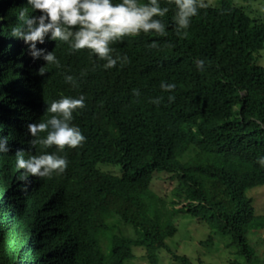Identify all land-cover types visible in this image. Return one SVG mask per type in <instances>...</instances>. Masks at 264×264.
<instances>
[{"label": "trees", "instance_id": "trees-1", "mask_svg": "<svg viewBox=\"0 0 264 264\" xmlns=\"http://www.w3.org/2000/svg\"><path fill=\"white\" fill-rule=\"evenodd\" d=\"M200 3L178 34L172 7L161 0L169 8L159 17L165 34L141 32L114 43L113 55L127 63L110 69L49 33L36 47L53 51L60 66L47 65L39 75L47 62L10 34L22 23V9L39 13L27 0H0V136H7L9 149L0 153V264H126L132 247L154 261L157 250L170 251L166 240L177 232V211L231 237L242 260L229 264L261 263L247 231L257 221L262 228L264 216L254 215L247 191L264 185V66L255 56L264 47V23L230 0L218 7ZM161 83L175 87L165 91ZM81 94L85 106L71 123L85 140L61 152L33 146L27 125L50 118L52 100ZM18 150L25 158L64 156L67 167L24 179L15 166ZM102 164L120 170L107 172ZM156 172L174 181L170 198L150 188ZM181 202L186 206L177 208ZM103 240L110 242L108 256Z\"/></svg>", "mask_w": 264, "mask_h": 264}, {"label": "clouds", "instance_id": "clouds-1", "mask_svg": "<svg viewBox=\"0 0 264 264\" xmlns=\"http://www.w3.org/2000/svg\"><path fill=\"white\" fill-rule=\"evenodd\" d=\"M167 4L172 7L171 19L178 34L180 30L189 27L191 18L203 6L200 0H167ZM27 6L33 13L39 14L28 16L22 9L18 17L22 23L12 26L10 34L12 38L28 45L34 59L42 56L47 62L38 69L39 75H43L47 65L60 66L53 51L45 54L44 49L36 47L37 42H45L49 33L50 40L63 42L73 51L89 50V55L104 62V69H110L118 62L127 63L126 56L113 55L111 45L141 32L163 36L166 25L159 17L169 11L168 7L161 6V0H27ZM152 46H155V42ZM203 64L204 61L200 60L197 67L201 68ZM64 80L75 86L76 82L71 75H65ZM160 87L170 91L175 85L161 83ZM133 94L139 95V92L133 90ZM84 102L85 97L81 94L77 97L61 96L48 103L46 111L53 115L46 121L27 125L28 133L34 138L31 144H39L45 149L56 146L57 152L63 151L65 146L69 149L79 146L85 137L71 121L73 113L85 106ZM41 132H46V135L40 137L38 134ZM7 143V136H0V153L9 151ZM259 159L264 164V156ZM15 166L18 170H23L24 179L29 176L48 177L53 173H62L67 167V160L64 156L48 152L25 158V152L18 150L15 154Z\"/></svg>", "mask_w": 264, "mask_h": 264}, {"label": "rangeland", "instance_id": "rangeland-1", "mask_svg": "<svg viewBox=\"0 0 264 264\" xmlns=\"http://www.w3.org/2000/svg\"><path fill=\"white\" fill-rule=\"evenodd\" d=\"M212 7H218L221 0H201ZM235 6L242 7L244 12L252 19L260 20L264 23V0H230ZM260 66H264V47L255 54ZM102 170L107 172H117L119 166L102 164ZM174 181L169 174L156 172L150 184V188L157 194L166 198L171 197V189ZM247 195L252 199L254 215L264 216V185L255 186L247 191ZM187 202H181L176 207L186 206ZM173 222L177 227V232L166 240L170 251L159 249L154 254V261H151L145 250L141 247H132V257L126 264H183L175 256H185L193 264H229L233 259L242 260L236 253L237 247L232 244L231 237L223 235L220 231L210 228L206 223L199 221L188 213L177 211L173 216ZM113 224H117L119 229L129 236H134L133 230L129 226H124L114 218ZM258 221L256 222L258 227ZM262 228L253 225L249 226L247 237L255 254L260 259V264H264V220ZM101 250L105 255L110 253V242H101Z\"/></svg>", "mask_w": 264, "mask_h": 264}, {"label": "bare ground", "instance_id": "bare-ground-1", "mask_svg": "<svg viewBox=\"0 0 264 264\" xmlns=\"http://www.w3.org/2000/svg\"><path fill=\"white\" fill-rule=\"evenodd\" d=\"M207 166V165H206ZM207 168H209V167H207ZM201 171V170H200Z\"/></svg>", "mask_w": 264, "mask_h": 264}]
</instances>
